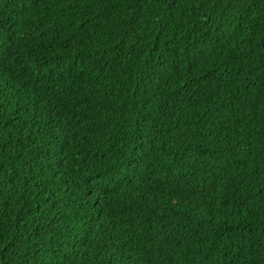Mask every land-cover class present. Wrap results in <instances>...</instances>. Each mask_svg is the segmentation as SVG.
<instances>
[{"label": "trees", "instance_id": "16d2710c", "mask_svg": "<svg viewBox=\"0 0 264 264\" xmlns=\"http://www.w3.org/2000/svg\"><path fill=\"white\" fill-rule=\"evenodd\" d=\"M0 264H264V0H0Z\"/></svg>", "mask_w": 264, "mask_h": 264}]
</instances>
